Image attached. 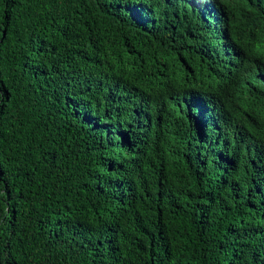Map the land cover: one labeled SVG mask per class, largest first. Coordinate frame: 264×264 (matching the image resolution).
Masks as SVG:
<instances>
[{
  "label": "trees",
  "instance_id": "16d2710c",
  "mask_svg": "<svg viewBox=\"0 0 264 264\" xmlns=\"http://www.w3.org/2000/svg\"><path fill=\"white\" fill-rule=\"evenodd\" d=\"M263 134L264 0H0V264H264Z\"/></svg>",
  "mask_w": 264,
  "mask_h": 264
},
{
  "label": "clouds",
  "instance_id": "9594fccd",
  "mask_svg": "<svg viewBox=\"0 0 264 264\" xmlns=\"http://www.w3.org/2000/svg\"><path fill=\"white\" fill-rule=\"evenodd\" d=\"M201 0H191V3L194 7H198ZM206 6V2H202ZM208 8V18L213 24L214 28L218 32V39L214 47L210 50L216 52L226 61V75L232 76L235 75L236 69L239 67L238 58L240 55V48L234 49V42L228 37L226 19L215 14L213 10V4L210 3ZM213 20V21H212ZM216 22V23H215ZM239 72V71H238ZM237 72V73H238ZM236 73V74H237ZM235 77V76H234ZM194 104H197V101H193ZM204 115L207 119L210 116H214V128L216 127L217 121L223 115L222 103H218L216 100H210L206 107ZM202 131V127H201ZM228 183L239 175H242L243 180L249 185L254 183V188L264 189V134L253 140L252 146V158L250 161H244L241 164L240 170L232 173L224 171L223 173V189L226 184V177ZM218 180L216 176L215 182Z\"/></svg>",
  "mask_w": 264,
  "mask_h": 264
}]
</instances>
